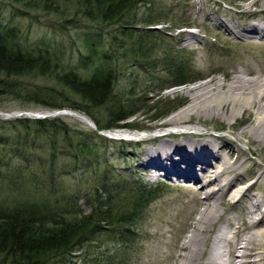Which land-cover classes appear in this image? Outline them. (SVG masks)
Listing matches in <instances>:
<instances>
[{
	"label": "rangeland",
	"instance_id": "obj_1",
	"mask_svg": "<svg viewBox=\"0 0 264 264\" xmlns=\"http://www.w3.org/2000/svg\"><path fill=\"white\" fill-rule=\"evenodd\" d=\"M253 2L147 0L134 11L138 23L121 24L91 20L83 14L84 6L78 0H0V25L15 28L21 45L28 49L49 47L60 55L62 64L74 68L82 77L91 76L96 69V55L92 57L90 45L94 44L98 51L107 52L115 69L114 93L132 108L133 116L126 123L129 127L101 132L84 113L60 116L89 137L94 139V135L99 136L96 159L100 161L99 164L94 161L90 164L92 158L86 154H82L85 158L77 162L61 158L52 186L60 200L65 202V198L74 197L78 207L88 214L92 208L89 199L93 192L101 189V184L124 182L133 187L140 180L157 189L154 198L144 207V213L131 224L125 238L114 236V231H105L92 241L82 243L73 254L51 258L50 264H167L172 250L185 244L196 233V221L206 208L198 205V199L203 200L206 192L218 186L210 185L203 191L200 183L178 181L174 176H166L147 167V153L155 149L160 141L153 139L186 132V140H190V136L203 132L212 140L215 137L227 139L240 149L239 154L244 152L239 158L242 164L240 172L247 179L243 184L230 188L224 205L218 202V210L224 215L222 220L216 221V229L221 227L227 215L237 217L238 223L243 222L235 201L244 197L243 193L250 185L254 184L253 190H250L252 194L264 196V145L253 139L250 140L254 145H250L249 139L239 136L250 124L245 121L246 115L242 111L236 118L228 119L223 109L207 123L204 115L198 116L193 111L190 121L176 126L166 124L172 116L192 104V93L186 91L187 88L208 81H211L210 85L222 82L227 86L236 76L243 75L247 68H253L264 78V40L255 36L243 37L228 29L242 31L254 24H263L264 15L260 11H264V7L259 3L252 5ZM249 4L250 10H247ZM243 12L252 17L239 16ZM149 19L159 22L155 25L144 23ZM139 43L149 54L144 62L151 64L158 60L155 67L141 65L132 59L130 50ZM168 56L174 57L187 71L186 85L174 86L163 62V58L168 59ZM24 81L37 85H58L51 75L29 76ZM21 104L19 100L5 98L1 103L0 124L14 120L15 115L22 112ZM166 113L169 114L159 118ZM204 114L210 117L209 113ZM103 116L106 120L107 115ZM83 117L90 123L82 120ZM116 130H125L133 135L125 140L117 138L113 134ZM2 135L11 137L7 142H24L20 138L23 134L8 127L0 130ZM74 140L72 143L75 145L77 140ZM27 142L33 148L31 154L45 155L49 150L45 137H32ZM166 142L174 144L173 140ZM59 144L64 146L61 140ZM235 158L236 154L229 161ZM45 169L49 170L48 165ZM218 170L217 167L214 171ZM1 172L0 199L11 182L8 173L5 170ZM211 178L212 175H204L202 183ZM42 181L45 182V179L38 182L39 186ZM15 183L22 185L18 179ZM29 186L35 188L34 185ZM260 217L255 215L252 219L257 222ZM246 221L248 224L251 219ZM120 228L126 230L123 226Z\"/></svg>",
	"mask_w": 264,
	"mask_h": 264
},
{
	"label": "trees",
	"instance_id": "obj_2",
	"mask_svg": "<svg viewBox=\"0 0 264 264\" xmlns=\"http://www.w3.org/2000/svg\"><path fill=\"white\" fill-rule=\"evenodd\" d=\"M78 2L84 6L83 14L91 20L136 24L138 19L134 11L147 0ZM157 22L144 20L151 25ZM18 39L15 28L0 25V112L4 99L13 98L22 102V112L68 110L84 113L99 132L129 127L126 123L133 116L132 108L114 93L115 69L107 52L98 51L91 44L92 57L96 55V69L91 76L82 77L74 68L62 64L60 55L49 47L28 49ZM130 55L144 66L155 67L158 61L151 64L144 62L149 54L143 50L142 43L132 48ZM163 59L174 86L186 85L187 71L183 70L179 61L172 56ZM49 75L54 76L58 85H37L24 81L29 76ZM103 114L107 115L106 120ZM6 127L23 134L19 137L24 142H7L11 137L0 136V175L5 170L11 180L4 197L0 199V264H50L51 258L71 255L78 251L82 243L92 241L105 231H114V236L125 238L132 223L140 218L144 207L156 195V188L140 180L133 187L124 182L104 183L91 195V212L86 214L78 207L74 197L65 198V202L60 200L52 188L54 173L61 158L77 162L85 158L82 154H86L93 159L90 164L93 161L99 164L96 159L99 136L94 135L93 139L61 117L2 121L0 130ZM32 137L47 138L49 150L45 155L30 153L33 148L29 147L27 140ZM60 140L64 146L59 144ZM73 140H77L75 145ZM46 165L49 170L45 169ZM15 179L22 185L18 186ZM42 179L45 182L42 181L39 186L38 182ZM122 226L126 230L120 228Z\"/></svg>",
	"mask_w": 264,
	"mask_h": 264
},
{
	"label": "bare ground",
	"instance_id": "obj_3",
	"mask_svg": "<svg viewBox=\"0 0 264 264\" xmlns=\"http://www.w3.org/2000/svg\"><path fill=\"white\" fill-rule=\"evenodd\" d=\"M254 3L264 7V0H254L251 4ZM250 6L249 4L247 10H250ZM247 14L243 12L239 16L246 15L247 19L252 17ZM260 14L264 15V11H260ZM228 29L243 37L255 36L264 40V22L242 31H235L230 27ZM191 38L195 36L191 35ZM242 74L227 86L222 82L210 85L211 81H208L187 88L186 91L192 93V104L172 116L166 124L176 126L190 121L193 111L198 116L204 115L205 123L223 109L228 119L236 118L239 111H242L246 115L245 121L250 124L239 136L249 139L250 145H254L250 139L264 145V78L253 68H247ZM204 113H209L210 117ZM81 119L89 122L87 118ZM113 134L117 138L133 135L125 130H116ZM190 137V140H186L187 133L180 132L160 139L151 138L160 141L155 149L147 153L145 160L147 167L159 170L166 176H174L178 181L202 184L203 191L210 185L218 186L217 189L206 192L203 200L198 199V205L206 208L196 221V233L185 244L172 250L167 264H264V196L258 197L251 193L254 184L243 193V198L235 201L243 222L238 223L237 217L227 215L221 227H215L216 221L222 220L224 215L218 210V202L224 205L230 188L243 184L247 179L240 172L242 164L239 158L244 152L239 154L240 149L227 139L215 137L212 140L211 136L203 132ZM168 139L173 140L174 144L167 143ZM235 154V160L230 162L229 158L232 159ZM217 167L219 170L214 171ZM204 175H212L213 178L202 183ZM255 215L261 216L257 222L252 219ZM245 219H251V222L247 224ZM251 229L254 231H250ZM252 257L256 259L251 260Z\"/></svg>",
	"mask_w": 264,
	"mask_h": 264
},
{
	"label": "water",
	"instance_id": "obj_4",
	"mask_svg": "<svg viewBox=\"0 0 264 264\" xmlns=\"http://www.w3.org/2000/svg\"><path fill=\"white\" fill-rule=\"evenodd\" d=\"M62 115L65 116H75L72 112L69 111H56V112H50V111H37V112H25L20 113L18 115H15V117H25L29 119H37V120H43L48 118H57Z\"/></svg>",
	"mask_w": 264,
	"mask_h": 264
}]
</instances>
